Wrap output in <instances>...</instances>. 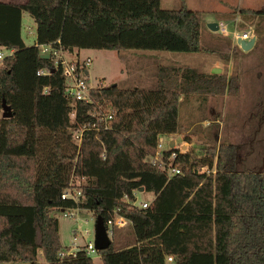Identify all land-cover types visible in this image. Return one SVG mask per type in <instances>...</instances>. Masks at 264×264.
<instances>
[{"label":"trees","instance_id":"trees-1","mask_svg":"<svg viewBox=\"0 0 264 264\" xmlns=\"http://www.w3.org/2000/svg\"><path fill=\"white\" fill-rule=\"evenodd\" d=\"M24 12L35 23L31 44L21 32ZM250 12L259 17L256 45L264 10ZM200 31L201 13L185 0L175 8L160 0H0V46L13 48L0 64V262L41 264L40 249L45 264H97L83 250L58 255L51 211L78 206L104 220L118 208L130 220L113 228L109 246L99 250L101 264H264V168H243L231 142L209 146L203 156L173 146L171 161L181 172L171 175L147 158L159 136L178 131L181 94H236V75L160 65L153 87H92L95 103L109 104L113 117L108 129H85L78 151L73 131L94 121L93 103L70 102L61 68L38 46L59 39L68 51L197 52ZM3 99L10 116L2 115ZM203 165L208 170L199 171ZM72 176L84 177L78 202L61 197ZM141 186L154 194L149 207L131 203Z\"/></svg>","mask_w":264,"mask_h":264},{"label":"rangeland","instance_id":"rangeland-1","mask_svg":"<svg viewBox=\"0 0 264 264\" xmlns=\"http://www.w3.org/2000/svg\"><path fill=\"white\" fill-rule=\"evenodd\" d=\"M162 7L175 8L180 0H160ZM188 8L199 10L201 13V31L199 38L200 49L197 52L153 50V49H102L81 48L80 58L91 57L87 66L85 78L90 85H105L116 82L122 87L140 86L153 87L156 83L158 64L174 63L179 57L181 65L193 66L200 71L207 70V59L218 58L219 64L226 74L236 75L240 83L239 94L210 95L192 93L189 98L179 104L177 133L160 136L167 145L169 139L176 141L180 149L190 150L197 156L207 155L209 146L219 143H233L239 146L238 159L243 168H264V121L259 124L257 107L264 100V20L260 23L259 42L250 49L244 50L237 44L236 34L242 31L250 32L259 19L257 14L250 11L264 10V0H185ZM246 8L249 12H242ZM27 14V13H26ZM24 20L22 34L29 44L35 41V23ZM217 21L219 28L211 30L208 22ZM31 33H28L27 30ZM256 39V37H255ZM120 52V53H119ZM152 52V57L133 61V53ZM129 55L132 58H125ZM155 63V65L153 64ZM141 66V67H140ZM229 71V72H228ZM228 72V73H227ZM228 75V76H229ZM264 112V105H261ZM150 156L147 158L149 159ZM208 170L203 165L199 171ZM152 191L137 190V202H152ZM62 208L51 211L58 219V233L60 243L69 245L75 235L74 230H88L84 237L77 231L76 238L83 244L94 238L96 214L87 208H73V216L64 214ZM123 233V232H121ZM112 240V237L110 235ZM37 259L45 264L42 251L39 249ZM92 259L101 264L100 253ZM0 264H29L27 261L0 262Z\"/></svg>","mask_w":264,"mask_h":264},{"label":"built area","instance_id":"built-area-1","mask_svg":"<svg viewBox=\"0 0 264 264\" xmlns=\"http://www.w3.org/2000/svg\"><path fill=\"white\" fill-rule=\"evenodd\" d=\"M30 32V31H29ZM256 37L255 31L253 28L250 29V32L242 31L241 34H236V38L241 37L244 39H249L251 37ZM58 43L56 46L50 43H40L38 44L39 50L41 54H48V56H52L54 59L55 67H60L62 74L65 78L66 86L65 93L69 98L70 102L74 104L77 100H83L85 102L93 103V106L90 108V113L94 117L93 122H88L84 125H81L73 131L75 142L77 143L78 151L81 145V140L83 136V132L85 129L93 128L96 130L108 129L110 128V119L113 117V108L109 104H102L94 101L90 90L95 85L88 84L85 75L88 73L87 66L91 62L90 56H85L84 58H80L79 53L73 54L71 56V51H68L60 44V40L57 39ZM13 53V48H6L4 46H0V64L3 62L5 56ZM48 72L45 69H39L37 73H45ZM71 117H75V109L71 111ZM167 145H164V140H160V136L158 137L157 142V150L156 152L149 157V160L153 164H157L164 168L169 175L174 173H180L181 167L171 161L177 155V151L171 148L177 147L181 151H185L184 149H180L176 146L175 143L172 145L167 142ZM171 150L169 154L165 157L164 151ZM104 154V153H102ZM84 177L83 176H72L69 185L66 186L61 193L62 198L69 197L73 199L75 202L80 200V196L82 195V183ZM136 195V193H135ZM131 203L140 205L141 207H149L151 203L147 201L137 202V199L132 200ZM80 208L76 207H64L63 210L69 209L68 211H64V214L69 216H73L74 212L70 209ZM130 220L119 212V209L116 208L111 213L109 217L104 220V225L107 231L108 236L110 237L113 228L115 226H126ZM77 231L80 232V235L84 237L88 234V230L84 229L83 231H79L78 228L74 230L73 240L69 245L61 246L58 251V255L63 258L65 255H75L78 250H83L86 255L93 256L94 254L99 253V249L96 248L94 243V238L89 239L83 244H79L77 242L76 234ZM173 256L171 254L166 256L167 261H171Z\"/></svg>","mask_w":264,"mask_h":264},{"label":"water","instance_id":"water-1","mask_svg":"<svg viewBox=\"0 0 264 264\" xmlns=\"http://www.w3.org/2000/svg\"><path fill=\"white\" fill-rule=\"evenodd\" d=\"M208 27L211 30H217L219 28L217 21H210L208 22ZM237 44L240 45V47L244 50L250 49L254 42L255 37H251L249 39H244L241 37H238L236 40ZM42 57H49L48 54H41ZM220 67H213L211 69L212 73L220 72ZM113 84H116V82H113ZM12 114L10 106L6 103V101L2 100V115L3 116H10ZM170 144H173V141L170 142ZM139 190H144V187L141 186ZM94 243L97 249L101 250L109 246L111 242V238L108 236L105 225H104V219L100 214L96 215L95 220V226H94Z\"/></svg>","mask_w":264,"mask_h":264},{"label":"crops","instance_id":"crops-1","mask_svg":"<svg viewBox=\"0 0 264 264\" xmlns=\"http://www.w3.org/2000/svg\"><path fill=\"white\" fill-rule=\"evenodd\" d=\"M1 1H6V2H15V3H22V2H25L26 0H1ZM27 12H24L23 14H22V29H21V32L23 31V25H24V20H26V19H28V18H26V17H28L29 16V19H31L32 20V17L27 13ZM33 21V20H32ZM34 22V21H33ZM34 27H35V25H34ZM29 30H31V29H29L28 28V30H27V32L28 33H31V32H29ZM22 36H23V38H24V35L22 34ZM35 37H36V32H35ZM24 40H25V38H24ZM25 42H26V40H25ZM255 42H256V39H255ZM254 42V43H255ZM27 44H29L28 42H26ZM254 45V44H253ZM253 47V46H252ZM81 48H76V49H74L73 51H71V56H73V54H75V53H79V50H80ZM120 53V52H119ZM152 52H139L138 54L137 53H132L131 54V56H135L134 57V60L133 61H136V62H140L142 59H146V58H150V57H152V55L153 54H151ZM123 55H126V54H123ZM130 55V54H129ZM129 55H126V56H124L125 58L128 56V58L130 57ZM180 57V56H179ZM179 57H176L177 59L175 60H173L172 59V61H174V63H170V64H165V65H170V66H172V65H181L178 61V59H179ZM130 58H132V57H130ZM206 62H207V70L206 71H204V72H210V73H212L211 72V69L213 68V67H220L222 70L224 69V68H222L221 67V65L219 64V59L218 58H210V59H207L206 60ZM154 65H155V63H153ZM160 65H163V64H158V65H156L157 66V68L160 66ZM141 67V66H140ZM156 68V69H157ZM220 72H221V70H220ZM229 72V71H228ZM227 72V73H228ZM216 73H219V72H216ZM229 74H227V76H228ZM156 76V75H155ZM230 76V75H229ZM240 83L241 82H239L238 81V91H237V93L239 94V91H240ZM190 95V94H189ZM189 95L187 96V97H184V95L183 94H181L180 95V98H179V100H180V102H182L183 100H186V99H188L189 98ZM226 95H227V93H225V94H223L222 96L224 97V98H226ZM179 113V112H178ZM175 133H177V132H175ZM171 141H173V143H176V141H175V139H174V137L173 138H171V139H169V143L171 142Z\"/></svg>","mask_w":264,"mask_h":264}]
</instances>
